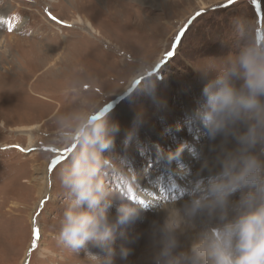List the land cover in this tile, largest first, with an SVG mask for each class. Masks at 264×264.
I'll use <instances>...</instances> for the list:
<instances>
[{
	"label": "rangeland",
	"instance_id": "obj_1",
	"mask_svg": "<svg viewBox=\"0 0 264 264\" xmlns=\"http://www.w3.org/2000/svg\"><path fill=\"white\" fill-rule=\"evenodd\" d=\"M235 18L264 32V0H0V264H82L83 253L57 241L66 199L58 172L73 151L52 142L59 115L100 104L119 124L105 155L135 175L134 186L117 182L121 195L152 207L185 184L207 143L202 126H189L210 78L201 70L234 50ZM137 62L150 67L133 76ZM181 143V160L157 173L156 145ZM160 214L149 209L133 226L144 235L128 264H147Z\"/></svg>",
	"mask_w": 264,
	"mask_h": 264
},
{
	"label": "clouds",
	"instance_id": "obj_2",
	"mask_svg": "<svg viewBox=\"0 0 264 264\" xmlns=\"http://www.w3.org/2000/svg\"><path fill=\"white\" fill-rule=\"evenodd\" d=\"M233 27L236 46L206 59L201 72L210 78L189 119L190 127H203L207 143L193 152L197 166L185 171V184L174 182L164 202L149 207L117 190V182L134 186L135 175L125 160L105 155L120 126L102 105L54 119L52 142L73 149L58 172L66 199L57 241L83 253L82 264H128L144 235L133 226L152 208L163 215L148 229L147 264H264V32L243 18ZM149 67L137 62L133 76ZM150 84L145 79L139 88ZM188 147L156 145L157 173L179 162Z\"/></svg>",
	"mask_w": 264,
	"mask_h": 264
},
{
	"label": "bare ground",
	"instance_id": "obj_3",
	"mask_svg": "<svg viewBox=\"0 0 264 264\" xmlns=\"http://www.w3.org/2000/svg\"><path fill=\"white\" fill-rule=\"evenodd\" d=\"M87 20H85V23H86V27L87 28H90L92 31H94L93 29V27H92V25H91V23L88 21V22H86ZM77 23H80V20L79 19H77ZM33 127H31L30 129H32ZM156 203L155 202H153V205L152 206H154ZM154 209V211H155V208H153ZM158 213H156V215H157ZM163 214L161 213L160 214V217L162 216Z\"/></svg>",
	"mask_w": 264,
	"mask_h": 264
}]
</instances>
